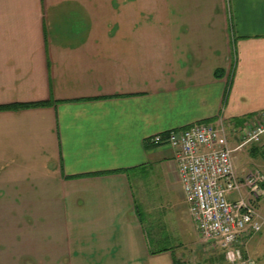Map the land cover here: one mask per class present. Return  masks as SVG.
<instances>
[{
    "label": "crops",
    "instance_id": "0c3cea01",
    "mask_svg": "<svg viewBox=\"0 0 264 264\" xmlns=\"http://www.w3.org/2000/svg\"><path fill=\"white\" fill-rule=\"evenodd\" d=\"M262 110L264 0H0V264H226L148 140L222 124L243 181L264 174V137L242 140ZM152 211L198 241L156 230L153 248ZM237 247L264 264V227Z\"/></svg>",
    "mask_w": 264,
    "mask_h": 264
},
{
    "label": "built area",
    "instance_id": "2783aa9c",
    "mask_svg": "<svg viewBox=\"0 0 264 264\" xmlns=\"http://www.w3.org/2000/svg\"><path fill=\"white\" fill-rule=\"evenodd\" d=\"M263 137L264 110L244 123L242 140L243 144L258 143ZM148 143L175 151L188 212L203 242H218L226 264H255L242 256L237 243L264 227V215L255 205V200L264 196V174L253 169L243 181L236 177L224 126L196 123L183 130L156 134ZM241 189L246 197L228 201V194Z\"/></svg>",
    "mask_w": 264,
    "mask_h": 264
},
{
    "label": "rangeland",
    "instance_id": "374dc122",
    "mask_svg": "<svg viewBox=\"0 0 264 264\" xmlns=\"http://www.w3.org/2000/svg\"><path fill=\"white\" fill-rule=\"evenodd\" d=\"M116 4H117V7L122 5V4H119L118 2ZM112 7L114 6L112 5ZM100 8H101V11H105V7H103V4H100ZM1 216H2V212H0V217ZM178 216L181 217V219L183 217L184 226L179 221ZM162 217H163L162 212H159V211H156V212L152 211V212H149L148 214H144V212H141V218L145 221V224H146L145 229L150 234V237H151L150 243L153 248H157L161 246L169 247L171 245L170 242L156 243L154 236H153V234L156 233V230H161L163 237L167 235L166 234L167 232L168 235H170L171 237H175L181 241L183 240L182 242L185 241L184 244H187V242H191L194 239L195 241L196 240L198 241L197 238L199 237L197 236V233L194 231V229L191 228L190 226L191 223H189L191 222L190 221L191 219L190 220L188 219L187 214H183V213L174 214L172 216H169V218L166 216V218L164 219V221L166 222V226H163V223H160V221L163 219ZM158 223H160V228L156 227V224ZM190 249H195V248L194 247L190 248L189 246H187V251Z\"/></svg>",
    "mask_w": 264,
    "mask_h": 264
},
{
    "label": "trees",
    "instance_id": "16d2710c",
    "mask_svg": "<svg viewBox=\"0 0 264 264\" xmlns=\"http://www.w3.org/2000/svg\"><path fill=\"white\" fill-rule=\"evenodd\" d=\"M28 105H22V106H12L11 108H20V107H27Z\"/></svg>",
    "mask_w": 264,
    "mask_h": 264
}]
</instances>
